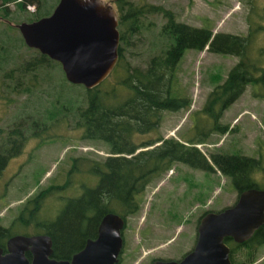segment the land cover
I'll use <instances>...</instances> for the list:
<instances>
[{"label":"rangeland","instance_id":"1","mask_svg":"<svg viewBox=\"0 0 264 264\" xmlns=\"http://www.w3.org/2000/svg\"><path fill=\"white\" fill-rule=\"evenodd\" d=\"M53 1L56 0H44L43 4ZM109 1L114 4L113 0ZM136 1L172 9L179 20L193 25L207 22L215 32L247 34L250 29L248 15L252 9L248 0ZM258 2L261 5L255 8H262L264 0ZM5 5L7 9L0 7V42H12V46L6 50L0 47V141L9 127L20 121L29 125L26 131L29 137L19 153L10 158L0 176V223L12 226V221L38 192L53 181L56 184L66 181L67 171L76 156L92 159L93 165L94 160L102 162L112 152L103 141L82 137L73 106L67 112L59 113L54 120L46 118V108L52 107L58 96L60 101L71 98L76 106L85 96L86 87L66 83L58 60L38 64L36 71L31 67L24 72L12 70L23 67L33 56L39 55V49L22 41L23 36L15 25L23 20L30 21L39 6L29 3L26 8H20L18 0H9ZM165 22L163 12H148L143 16L140 31L128 34L129 44H123L128 65L110 75L106 86L125 73V66L145 67L152 55L163 52L169 43L162 34ZM259 36L258 41L264 42V33ZM237 61L236 55L213 52L208 47L187 49L177 65L173 90L177 95L188 96L191 105L177 111L163 110L161 125L151 132L138 134L136 139L140 141L158 135L179 138L187 132L191 134L197 111L203 107L208 93L226 78ZM11 70L12 76L9 77L8 71ZM14 75L18 79L12 78ZM33 120L41 126L32 129ZM222 121L231 125L228 132H214L207 142L197 143L207 156L210 157L213 151L258 155V150L264 148V97L255 94L252 84H248L225 110ZM36 130L38 136L34 135ZM78 163L84 165L87 161ZM88 170L78 171L71 176L72 181L77 176L76 181H83L86 186L94 183L98 176L95 178ZM78 184L75 187L69 185L67 189L56 188L45 196L44 208L38 216L43 219L59 214L67 198L78 195ZM260 185L264 186V180ZM238 195L231 178L216 167L208 171L175 161L171 168L146 187L140 211L127 217L130 254L126 264H149L153 257H181L193 246L198 221L204 211L231 205ZM25 230L22 226L16 228V231ZM142 232L148 239H141ZM251 264H264V244L258 249L257 260Z\"/></svg>","mask_w":264,"mask_h":264},{"label":"trees","instance_id":"2","mask_svg":"<svg viewBox=\"0 0 264 264\" xmlns=\"http://www.w3.org/2000/svg\"><path fill=\"white\" fill-rule=\"evenodd\" d=\"M8 1L1 0L0 7L7 9L5 3ZM43 1L18 0V5L20 8H26L29 3L39 6L38 11L29 19L31 21L50 14L53 11L52 7L57 5L59 0L44 4ZM248 1L252 9L248 15L250 29L247 34H240L228 31L215 32L213 26L207 22L193 25L181 21L172 9L155 4H144L136 0H113L119 12L121 46L118 62L110 75L122 66L128 65L124 59L123 44H129L128 34L140 31L146 13L163 12L166 22L163 24L162 34L169 43L162 53L152 55L145 67L125 66L123 68L125 73L117 76L107 86L110 75L98 86L86 88L85 96L78 105L74 106L76 103L69 97L60 101L61 97L58 96L53 106L46 108V118L54 120L59 113L67 112L69 107L73 106L78 116L77 123L82 129V137L103 141L112 152L102 162L95 160V169L91 171L87 169L95 178L98 176V179L88 186L92 188L91 194L96 197L89 198L87 192L80 200L72 198L66 211H60L61 214L78 217L66 222L65 230L78 229L79 217L85 214V209L89 208V205L103 206L105 211L117 212L124 217L137 214L146 187L171 168L175 161L208 171L216 167L231 178L239 193L250 187H264L260 185L264 180L262 179L264 145L263 149L258 150V155L213 151L210 157L197 145L207 142L214 132L224 133L231 129L229 123L222 121L223 114L244 92L248 84L254 86L256 95L264 97V42L258 41L259 34L264 33V3L262 8H255L261 5L260 2ZM11 43L0 42V47L6 50L12 46ZM206 47L213 52L236 55L238 61L229 69L226 78L208 93L203 107L197 111L191 134L187 132L179 138L158 135L138 141L136 139L138 134L151 132L161 125L163 110L177 111L191 105L188 96L175 93L173 78L176 76L177 65L187 49L202 50ZM37 52L39 55L33 56L23 67H14L12 70L24 72L31 67L36 71L38 64L51 63L55 60L39 50ZM12 70L8 71L9 77L12 76ZM12 78L18 79L16 75ZM21 79L24 81L23 77ZM63 79L66 83L76 84L70 82L66 75ZM39 124L33 120L30 126L37 129L41 126ZM28 128L29 125L20 121L19 124L7 129L4 139L0 141V176L10 158L19 153L20 147L29 137L26 134ZM36 131L34 135L38 136L36 133L39 132ZM139 148L141 149L136 152ZM81 160V157L74 158L67 171L68 178L63 184H56L53 181L51 185L38 192L12 221V226L0 223V245L5 246L9 236L21 232L16 231L18 226L28 228L29 222L42 212L44 197L56 188L65 189L69 185L75 187L79 183L77 187L79 189L85 185L83 181H76L77 176L74 182L71 178L78 171L85 170L84 165L78 163ZM209 210L217 209H207L204 213ZM55 226L57 228V225ZM51 230L52 227L49 231ZM225 240L231 247L233 264H251L257 260L258 249L264 244V224L251 238L243 242H237L231 236Z\"/></svg>","mask_w":264,"mask_h":264},{"label":"water","instance_id":"3","mask_svg":"<svg viewBox=\"0 0 264 264\" xmlns=\"http://www.w3.org/2000/svg\"><path fill=\"white\" fill-rule=\"evenodd\" d=\"M27 45L58 60L67 79L86 88L102 83L115 68L120 56L119 12L109 0H59L53 11L31 21L15 24ZM158 144V143H157ZM125 218L108 212L96 241L74 256L73 262L50 258L51 240L45 234H15L7 241L8 251L0 246V264H117L123 246L121 228ZM264 224V187L241 191L236 201L201 215L196 243L182 258H158L152 264H233L231 247L252 237ZM44 247L34 254L28 249Z\"/></svg>","mask_w":264,"mask_h":264},{"label":"flooded vegetation","instance_id":"4","mask_svg":"<svg viewBox=\"0 0 264 264\" xmlns=\"http://www.w3.org/2000/svg\"><path fill=\"white\" fill-rule=\"evenodd\" d=\"M120 45H121V42H120ZM76 157L77 158L81 157L82 160L87 161V163H85L83 166L84 169H95V164H93V167H91L92 166L91 164L93 162L92 159L85 157V156H82V155H78ZM90 189H92V188H89L86 185H82V188H79V193L77 196L67 198L66 205H64L62 207L61 212L66 211L67 207L69 206V201L72 198H73L72 200H80L82 197H84L85 193H87V192L89 193V198L96 197L93 193L91 194ZM94 189H95V186L93 187V190ZM107 201L109 202V200H107ZM61 212H60V214L55 215L53 218H43L42 219L39 216H35L33 221L29 222L28 228L25 231L18 232L16 234H25V235L45 234V235H48L50 237L51 246H52V253L49 255L50 258L57 259V260H64V261H68V262L72 263L74 256L76 254L80 253L81 251H83L90 241H96V239L98 238V236L100 234V226H101V224L105 218V215L108 212H112V211H105L103 206H100V205L99 206L89 205V208L87 207L85 209V214H83L79 217L78 229L77 230H70V231L65 230L66 222L71 221L73 219H76L78 217H76L74 215L61 214ZM87 212H89V213H87ZM129 216H134V215H129ZM127 217H124L125 223H124L123 227L121 228V235L123 238V246H122L121 252L119 254V261L117 264H126L128 262V254H130L129 253L130 240H129V236L127 233V229H128ZM199 220H200V218H199ZM55 225H57V228ZM51 227H52V230L49 231L51 229ZM197 227H198V225H197ZM23 228H26V227L23 226ZM144 234L145 233L142 232L141 239H144V240L148 239V237L143 236ZM13 235H15V234H13ZM9 237L6 240L5 246L0 245L4 249L3 253H6L8 251L7 241L9 239ZM141 239L139 240V242L141 241ZM196 239H197V232H196ZM196 239H195L193 246L188 251L193 249V247L196 243ZM44 250L45 249L43 246H42V248L37 247L33 250L28 249L26 251V255L30 261H33L35 252L40 253L42 251L44 252ZM134 250H135V246H133V251ZM187 252H185L181 257H153L149 261L150 262L149 264H152L158 258H164V259L176 258V259H179V258H182ZM83 264H87V262L84 261Z\"/></svg>","mask_w":264,"mask_h":264}]
</instances>
